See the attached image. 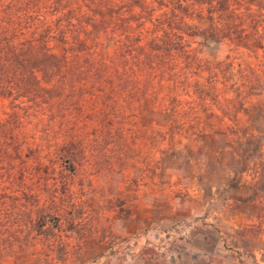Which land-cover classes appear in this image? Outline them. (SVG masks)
Listing matches in <instances>:
<instances>
[{"label":"rangeland","instance_id":"obj_1","mask_svg":"<svg viewBox=\"0 0 264 264\" xmlns=\"http://www.w3.org/2000/svg\"><path fill=\"white\" fill-rule=\"evenodd\" d=\"M204 3L203 27L223 29L183 113L164 87L153 110L0 97L28 147L0 176V264H264V0Z\"/></svg>","mask_w":264,"mask_h":264},{"label":"trees","instance_id":"obj_2","mask_svg":"<svg viewBox=\"0 0 264 264\" xmlns=\"http://www.w3.org/2000/svg\"><path fill=\"white\" fill-rule=\"evenodd\" d=\"M204 4V0H0V97L14 102L52 100L57 114L65 99L72 100L75 111L86 98L116 104L133 101L140 110H153L151 104L162 100L164 87L169 103L165 113H183L189 89H195L196 97L203 93L198 80L203 78V57L198 55L203 45L220 43L223 29L203 27ZM100 38L113 45L111 55L101 51ZM52 44L61 46V52ZM77 84L86 88L79 91L73 87ZM176 100L178 106L172 103ZM26 141L15 127L0 122V176L12 169L14 160H23ZM54 153L69 164L77 158L69 143L55 145ZM8 204L9 198L0 195V207Z\"/></svg>","mask_w":264,"mask_h":264}]
</instances>
